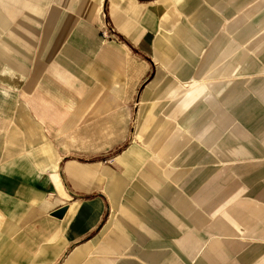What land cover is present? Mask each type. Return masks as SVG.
<instances>
[{
  "label": "crops",
  "instance_id": "obj_1",
  "mask_svg": "<svg viewBox=\"0 0 264 264\" xmlns=\"http://www.w3.org/2000/svg\"><path fill=\"white\" fill-rule=\"evenodd\" d=\"M180 1L0 0L1 76L30 74L0 84V264H264V80L245 87L262 71L264 44L212 68L231 39L264 35V0L190 5L209 38L165 27ZM233 8L243 9L231 20ZM105 27L120 43L103 38ZM151 41L166 68L144 88L135 133L163 147L151 159L136 145L118 156L139 173L140 191L124 199L121 173L82 161L97 150L76 122L132 96L151 70ZM99 66L104 77L87 78ZM36 73H47L39 84ZM171 120L199 126L178 152ZM112 206L117 219L101 235Z\"/></svg>",
  "mask_w": 264,
  "mask_h": 264
},
{
  "label": "rangeland",
  "instance_id": "obj_2",
  "mask_svg": "<svg viewBox=\"0 0 264 264\" xmlns=\"http://www.w3.org/2000/svg\"><path fill=\"white\" fill-rule=\"evenodd\" d=\"M239 3V2H238ZM206 5L209 4L207 0H182L180 2H173L171 7L167 8L166 10V17H165V27L172 28V26H184L188 29H192L197 32V34L203 38L207 37L209 38L211 33V30L209 27H204L201 23V19H199V12L201 8L196 7H190V5ZM235 4V3H234ZM241 4V3H239ZM249 5H253L251 2ZM248 5V8L246 9V12L250 11V8ZM236 9V10H235ZM243 9V8H242ZM241 8H233L231 10L230 18L231 20L236 17L237 15L241 14ZM239 11L236 13L235 11ZM235 13V14H234ZM1 20V19H0ZM229 23V19L224 20L222 23V26H220L221 29H225ZM109 27V25L107 26ZM163 33L159 34V36H162ZM259 36H254L253 38H249L246 41L241 40H230L229 41V47L226 49L225 53L222 57L218 58L215 62V65L212 67L213 70L221 68L227 60H229V57L234 54L235 51H240V49H247L248 47H252V49L255 51L259 46L264 44V35L261 32V34H258ZM102 36L104 39L109 40H115L117 43H120V38L116 34H110L106 32V27L104 31L102 32ZM164 36V35H163ZM216 36V34H215ZM231 38H235L234 35H230ZM256 39V40H255ZM205 49L209 48L210 46V39L205 41ZM255 44H257L255 46ZM139 52H144L143 49L139 48ZM148 55H145L146 61L151 67V70L147 77L143 78L140 84L137 85L134 93L132 96H128L129 98L122 96V98L118 99V107L117 110H114L112 107L109 111L102 112L101 119L99 120L96 116L97 115H90L86 117L84 121L76 122V129L78 128L80 131L82 129L86 128L85 132V145L86 148L92 150L96 148L97 151L95 152H86L82 153L81 158L82 161H101L105 165H111L116 171L121 173L124 180V185L121 187L120 190V197L124 199H129V192L132 189H136L140 191V185L138 180V172L136 170L135 174L132 172H128L126 166L121 164V162L118 160V156L124 152L125 149H127L130 145H136L139 149H141L144 154L149 155V159L156 154H159V151L162 150L163 144H147L142 138H138L135 133L136 128V122H137V113L139 109V105L142 100V94L144 91V88L149 84V82L153 79V77L157 74V72L161 69H165V65L163 64L162 60L158 58V52L156 49V46L154 44V41H151L149 43V46L147 47ZM143 59V58H141ZM0 61H1V28H0ZM99 65V64H98ZM211 69V68H210ZM102 70V67L99 66L96 67V70L90 71L88 68L86 69V76L87 78H99V74H103V77L105 75V72H98ZM20 77L17 74H5L4 78L1 76V66H0V84H28L29 82V73L26 74H19ZM37 77H39L38 83L43 80L45 75L47 73H36ZM117 75V74H116ZM249 78V82L245 84V87L247 90L251 92L252 88L251 86H248L249 84H254L256 81L264 80V65L262 67V71L257 73H252L247 76ZM41 78V80H40ZM119 78V84L121 87L126 88V74L125 70L123 69L121 73L118 75ZM215 78H209V79H201L198 80L199 84H205L209 80H213ZM90 79L86 80V84H88ZM184 87H191L193 84L191 82H186L183 84ZM103 90V89H102ZM101 90V92H102ZM124 97V98H123ZM259 99V98H257ZM256 99V100H257ZM127 100L130 104H126ZM167 101L168 99L166 97L163 98V101ZM128 107V108H127ZM167 107H170V105H167ZM115 111V112H114ZM170 128L169 131H172L174 127H177L180 129L178 138L172 142L171 145L172 148L174 146H177V152L182 149L183 147H187L188 143L194 139V134L199 129V126H195L194 129H186L182 125H180L176 120L169 121ZM80 124V126H79ZM169 126V125H168ZM77 129V130H78ZM73 130V127H71V132ZM70 140H74L75 137L69 138ZM187 145V146H186ZM158 147H160L158 149ZM171 148V149H172ZM170 156H173L176 154L174 150L171 151ZM164 155H160L158 158V164H163L165 162ZM251 159V158H250ZM262 159L264 161V156L260 157L259 160ZM115 208V207H114ZM112 206V212L107 220L103 231L100 233L103 235L106 232V227L110 222H114L117 219L116 215V208L114 209ZM100 235V236H101Z\"/></svg>",
  "mask_w": 264,
  "mask_h": 264
}]
</instances>
